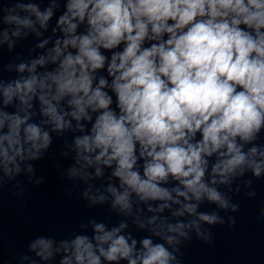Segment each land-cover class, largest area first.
I'll return each instance as SVG.
<instances>
[{"label": "clouds", "instance_id": "9594fccd", "mask_svg": "<svg viewBox=\"0 0 264 264\" xmlns=\"http://www.w3.org/2000/svg\"><path fill=\"white\" fill-rule=\"evenodd\" d=\"M54 137L61 178L111 216L18 264H181L264 178V0H0V190L41 184Z\"/></svg>", "mask_w": 264, "mask_h": 264}]
</instances>
